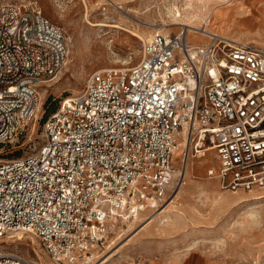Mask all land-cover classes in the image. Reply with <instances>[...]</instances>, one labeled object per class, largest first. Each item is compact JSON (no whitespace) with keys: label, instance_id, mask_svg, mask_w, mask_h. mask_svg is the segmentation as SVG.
Masks as SVG:
<instances>
[{"label":"built area","instance_id":"built-area-1","mask_svg":"<svg viewBox=\"0 0 264 264\" xmlns=\"http://www.w3.org/2000/svg\"><path fill=\"white\" fill-rule=\"evenodd\" d=\"M208 37L155 32L132 66L95 70L64 98L37 150L0 160V236L32 234L56 264H94L122 224L181 189L200 138L223 189L264 188V48ZM71 46L40 6L0 4V142L35 118ZM0 264L25 258L2 252Z\"/></svg>","mask_w":264,"mask_h":264},{"label":"rangeland","instance_id":"rangeland-1","mask_svg":"<svg viewBox=\"0 0 264 264\" xmlns=\"http://www.w3.org/2000/svg\"><path fill=\"white\" fill-rule=\"evenodd\" d=\"M8 1L17 0H0V4ZM18 1L40 6L48 18L72 37L74 47H70L62 70L41 89L44 104L37 113L39 117L36 115L22 125L11 141L0 142V160L37 150L44 140V124L49 115L64 98L80 92L92 72L102 68H128L136 63L142 38L134 33L146 36L154 27L170 23L164 30L174 34L183 29L177 21L199 25L208 20L214 31L230 40L264 48V0ZM173 5L181 9L183 20L174 19L169 10ZM217 10L223 14L215 19ZM87 13L93 21L119 23L124 28H89L85 25ZM207 40L208 37L200 42ZM211 144L206 141L198 147L201 151L189 162L188 177L181 192L160 208L166 211L154 216V209L147 208L139 213L136 222L122 224L126 234H117L109 248L95 253L94 264L111 254L105 264H264V188L237 192L223 189L221 180L208 174L210 168H217L219 164L214 148L206 154L202 150ZM180 146L174 155L177 164L183 151ZM191 172L196 181L190 179ZM207 179L215 182L212 192L205 185ZM202 183L206 188H202ZM150 214L154 220L143 227ZM168 215H172L169 221L160 219ZM2 252L18 253L42 264H56L32 234L0 236Z\"/></svg>","mask_w":264,"mask_h":264},{"label":"bare ground","instance_id":"bare-ground-1","mask_svg":"<svg viewBox=\"0 0 264 264\" xmlns=\"http://www.w3.org/2000/svg\"><path fill=\"white\" fill-rule=\"evenodd\" d=\"M198 1H204V0H198ZM84 2H86L87 3V0H84ZM190 3H194V0H190ZM87 5V4H86ZM169 10H170V12L171 13H173V15H174V19H176V20H183V18H182V12H181V9L178 7V6H170L169 7ZM89 13V12H88ZM87 13V15H86V19H85V21H86V26H88L89 28H92V29H97V28H101V27H104V26H110V27H117V28H121V29H123L124 27L122 26V25H120L119 23H109V22H106V21H100V20H98V21H93L92 19H90V17H89V14ZM192 14V13H191ZM222 14H223V12L221 11V10H217V11H215V16H213V17H215V19H218V18H221L222 17ZM186 15V14H185ZM212 17V16H211ZM261 17V16H260ZM263 20V19H262ZM191 22V21H190ZM199 22V21H198ZM260 22H261V20H260ZM209 22H208V20H205L204 22H202V24H197V23H186V22H181V21H177V24H180V25H182L183 26V28H185V29H187L188 30V34H189V37L193 40V41H202V40H204L205 41V38H207L209 35H211V34H219V33H217L216 31H214L213 30V28H212V26L211 25H209L208 24ZM170 24V23H169ZM169 24H166L165 23V25L164 26H158V27H154V30L152 31V32H150L149 33V35L147 34L146 36H144V35H141V34H138V33H134L135 35H137V36H139L140 38H142V39H146L147 37H149V36H151L152 34H154L155 32H161V33H164V34H168L169 33V31H167V30H164V29H166V25H169ZM94 31V30H93ZM193 33L194 34H196V35H194L193 36ZM101 34V33H100ZM72 38V37H71ZM208 39H209V37H208ZM233 42H239V41H237V40H235V39H231ZM208 41V40H207ZM72 47H74V42H73V39H72ZM71 50V49H70ZM69 53H70V51H69ZM68 60V59H67ZM67 60H66V63H67ZM65 63V64H66ZM42 94V100L40 101V104H39V111H41V108H42V105L44 104V95H43V92L41 93ZM41 107V108H40ZM38 111V112H39ZM37 112V113H38ZM37 115V117H39L38 116V114H36ZM36 117V116H35ZM29 122H27V123H25L24 125H26V124H28ZM186 144V140L184 139V138H181L180 140H179V145H181L180 147H181V149L183 150V146ZM178 145V146H179ZM177 146V147H178ZM197 146V150L195 149V147ZM202 147V146H204V142L202 141V139L200 138V139H198V141H197V143H195V142H192V144L190 145V147L192 148H194V150H193V154H192V157L191 158H193V157H195L196 155H197V153L199 152V151H201L198 147ZM210 148H214L213 146H208L206 149H205V151H204V149H202L203 151H204V154H206V151L207 150H209ZM176 150H177V148H176ZM175 150V151H176ZM196 151H197V153H196ZM193 174H192V172H191V180L193 181L194 179V177L192 176ZM187 177H188V169H187ZM194 181H196V180H194ZM186 183V182H185ZM189 183H191V182H189ZM204 183H202V188H206V187H204V185H203ZM215 184V182L213 181V180H208L207 179V182H205V185L207 186L208 185V187L210 186V189L209 190H211V192L214 190L213 189V185ZM197 185V184H196ZM193 186V185H192ZM199 187V186H198ZM182 188L183 187H181V189L174 195V196H176L179 192H181V190H182ZM189 188H191V186L189 187ZM192 189V188H191ZM207 189V190H208ZM188 190H190V189H188ZM187 190V191H188ZM179 195V194H178ZM173 196V197H174ZM172 198V197H171ZM174 201L175 200H173L172 201V204L174 203ZM145 211V210H144ZM166 211V209H157V210H155V212H154V216H157V215H160V214H162L163 212H165ZM152 218V219H151ZM172 218V215H168L166 218H163V217H160V219L161 220H166V221H169V219H171ZM131 220H134V222H136V220H138V218H136V219H131ZM131 220H129V221H127L126 223H128V222H130ZM154 220V217H153V214H150L147 218H145V220L144 221H146V223L144 224V226L143 227H145V225L146 224H149L150 222H152ZM18 234V233H17ZM23 234V233H22ZM25 235V234H24ZM36 238V237H35ZM37 239V238H36ZM38 240V239H37ZM112 256V254L110 255V256H108V257H106L103 261H100V263L99 264H105L106 262H108V260H109V258ZM132 262H128L127 264H131ZM25 264H42V262H40V261H38V260H35V261H31V260H28L27 258H25Z\"/></svg>","mask_w":264,"mask_h":264}]
</instances>
